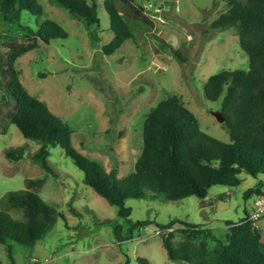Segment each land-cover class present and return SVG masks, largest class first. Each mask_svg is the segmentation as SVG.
Returning <instances> with one entry per match:
<instances>
[{"label": "rangeland", "instance_id": "obj_1", "mask_svg": "<svg viewBox=\"0 0 264 264\" xmlns=\"http://www.w3.org/2000/svg\"><path fill=\"white\" fill-rule=\"evenodd\" d=\"M89 1L100 7L98 27L73 18L54 0H37L44 17L68 33L66 39L49 44L35 43L18 22L7 21L0 13V56L14 47L37 45L17 60L20 81L70 128L74 150L106 172L116 169L119 178L128 175L142 152L148 113L172 95L196 116L202 131L228 142L224 123L213 114L221 112L222 97L212 102L204 94L210 76L249 69L236 31L211 27L227 11V2L116 0L121 13L132 18L128 20L132 38L104 55L103 46L113 38L105 0ZM137 6L144 8L140 14L133 9ZM13 111V99L0 87V199L23 189L26 179L45 178L39 195L63 217L33 248L0 244V264H138V258L150 264H185L168 259L162 235L171 229L177 246L189 223L209 230L210 249L218 241L225 244L227 223L250 215L260 197L249 191L258 185L264 190V174L252 177L242 172L238 186L211 188L205 203L195 196L174 202L158 194L128 198L125 206L131 213L122 218L118 208L83 183L82 171L64 150H51L52 174L34 164L31 157L40 144L24 138L11 123ZM11 150H22L24 157L7 158ZM12 214L21 217L17 211ZM256 227L264 244V215Z\"/></svg>", "mask_w": 264, "mask_h": 264}, {"label": "trees", "instance_id": "obj_2", "mask_svg": "<svg viewBox=\"0 0 264 264\" xmlns=\"http://www.w3.org/2000/svg\"><path fill=\"white\" fill-rule=\"evenodd\" d=\"M54 1L73 18L99 26L100 7L96 1ZM225 1L227 11L211 27L218 31H236L240 48L248 56L249 69L210 76L204 85V94L212 102L222 97L221 112L229 141L202 131L196 116L172 95L148 113L143 125L142 152L134 170L119 178L116 169L106 172L77 153L71 144L70 128L44 102L30 95L20 81L17 60L35 49L37 42L49 44L55 39H66L67 31L44 17L37 0H0L4 19L18 22L36 39L31 45L14 47L0 56V87L14 103L10 121L24 138L40 144L31 157L33 163L52 174L51 150H64L82 171L83 183L118 208L122 218L131 213L125 206L128 198L158 194L172 202L190 196L204 200L215 186H238L242 172L252 177L264 174V0ZM103 8L109 17L113 38L103 46L102 52L111 55L132 38L128 22L132 18L121 13L116 0H105ZM133 9L141 13L140 6ZM6 157L21 159L24 152L11 150L6 152ZM45 183V178L26 179L23 189L9 191L0 199V244L11 242L33 248L52 230L58 218L63 217V213H58L39 195L37 189ZM249 192L264 195L260 185ZM12 211L21 213V217H14ZM227 226L226 243L218 241L213 249L208 247L207 240L212 239L209 230L189 223L182 228L183 242L175 246L170 229L162 235V245L169 260L185 264H264V244L256 222L247 216ZM137 262L150 264L146 258H138Z\"/></svg>", "mask_w": 264, "mask_h": 264}, {"label": "built area", "instance_id": "obj_3", "mask_svg": "<svg viewBox=\"0 0 264 264\" xmlns=\"http://www.w3.org/2000/svg\"><path fill=\"white\" fill-rule=\"evenodd\" d=\"M250 215H247L249 220L257 222L264 215V195L258 197L254 204Z\"/></svg>", "mask_w": 264, "mask_h": 264}, {"label": "water", "instance_id": "obj_4", "mask_svg": "<svg viewBox=\"0 0 264 264\" xmlns=\"http://www.w3.org/2000/svg\"><path fill=\"white\" fill-rule=\"evenodd\" d=\"M141 9L144 10L143 7H141ZM167 50V49H166ZM214 116L216 117V119L220 122V123H224L225 122V118L223 116V114L221 112H214L213 113ZM203 203H205V200H202Z\"/></svg>", "mask_w": 264, "mask_h": 264}, {"label": "clouds", "instance_id": "obj_5", "mask_svg": "<svg viewBox=\"0 0 264 264\" xmlns=\"http://www.w3.org/2000/svg\"><path fill=\"white\" fill-rule=\"evenodd\" d=\"M227 226V225H226ZM228 227V226H227Z\"/></svg>", "mask_w": 264, "mask_h": 264}]
</instances>
